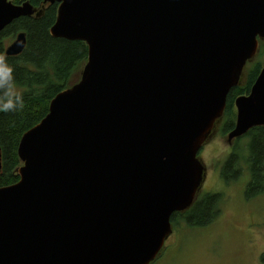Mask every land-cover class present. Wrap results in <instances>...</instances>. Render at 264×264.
<instances>
[{"label":"water","instance_id":"1","mask_svg":"<svg viewBox=\"0 0 264 264\" xmlns=\"http://www.w3.org/2000/svg\"><path fill=\"white\" fill-rule=\"evenodd\" d=\"M49 3L52 37L85 42L89 62L20 142L0 264H151L204 182L198 155L264 41V0ZM35 13L0 0V33ZM26 45L19 33L6 55ZM236 107L229 143L264 127V68Z\"/></svg>","mask_w":264,"mask_h":264},{"label":"trees","instance_id":"2","mask_svg":"<svg viewBox=\"0 0 264 264\" xmlns=\"http://www.w3.org/2000/svg\"><path fill=\"white\" fill-rule=\"evenodd\" d=\"M11 1L16 5L29 2L41 14L20 18L0 33V54L5 56L7 39H13L19 33H25L27 36V45L23 53L15 57L7 56L16 67V78L23 88L25 105L23 109L15 112L0 113V147L3 154L0 188L15 185L20 181L19 169L23 163L18 151L22 138L47 117L50 103L59 93L79 83L82 67L88 60V46L85 42L52 37L51 29L58 17L57 3L48 4L41 11V5L48 0ZM260 45L258 56H263L264 42L261 41ZM260 65L261 63H257L251 70L252 74L246 76L242 87L234 88L229 94L225 112L227 124L223 136L234 127L236 120L234 104L237 97L249 92L258 78L262 68ZM250 138L249 156L246 161L253 179L247 188L246 196L255 199L264 193V129L253 130ZM242 159L239 151L233 152L225 162L223 176L227 177L230 172L236 173L237 176ZM220 199L221 195L208 193L202 200L197 199L183 216L174 214L172 222L177 227L180 217H184L183 219L192 227L206 226L219 213L217 207ZM203 213L206 215V221L195 222L197 216ZM260 264H264V254L260 258Z\"/></svg>","mask_w":264,"mask_h":264},{"label":"rangeland","instance_id":"3","mask_svg":"<svg viewBox=\"0 0 264 264\" xmlns=\"http://www.w3.org/2000/svg\"><path fill=\"white\" fill-rule=\"evenodd\" d=\"M47 6L48 2H44L41 11ZM35 14L38 16L40 12L36 10ZM14 37L5 41L6 46L13 42ZM259 46L261 47L260 43ZM258 54L247 62L243 70L244 76L251 75V70L257 63H261V70L264 68V55ZM88 62L89 58L82 67L80 81L83 80ZM77 84L78 82L69 89ZM236 110L234 107L235 113ZM226 122H222L219 132L216 130L214 133V130L210 134L198 156L206 173L193 202L195 204L198 198L202 200L208 193L221 195L222 199L217 207L219 213L206 226L192 227L186 219L180 217V223L174 228V247L162 251V257L156 264H260V257L264 254V194L254 200L245 196L250 178L245 160L249 156L251 138L243 137L230 145L232 142L228 141V132L223 136ZM236 150L243 156V171H240L237 179L236 173L232 172L227 174V178L223 176L222 170L229 156ZM187 211L188 209L177 214L183 216ZM205 217L204 213L200 214L195 222L203 223L206 221ZM257 222L260 225H257Z\"/></svg>","mask_w":264,"mask_h":264},{"label":"clouds","instance_id":"4","mask_svg":"<svg viewBox=\"0 0 264 264\" xmlns=\"http://www.w3.org/2000/svg\"><path fill=\"white\" fill-rule=\"evenodd\" d=\"M25 105L22 86L16 78V67L0 54V113L15 112Z\"/></svg>","mask_w":264,"mask_h":264},{"label":"flooded vegetation","instance_id":"5","mask_svg":"<svg viewBox=\"0 0 264 264\" xmlns=\"http://www.w3.org/2000/svg\"><path fill=\"white\" fill-rule=\"evenodd\" d=\"M242 79H243V78H242ZM243 85H244V83H243L242 80H241V84H240L239 87H242ZM250 92H251V89L249 90V92L247 91V93L244 94L243 96H248V95L250 94ZM239 97H241V96H238L237 99H238ZM237 99H236V100H237ZM235 102H236V101H235ZM234 106H235V104H234ZM235 108H236V106H235ZM236 111H237V110H236ZM236 120H237V113H236ZM236 120H235V124H236ZM222 122H224V119L221 120V124L219 125L218 129H216L217 132L219 131V128L222 127ZM235 124H234V127H235ZM225 127H226V125L224 126L223 130H225ZM234 127H233L231 130H233ZM257 128H258V129H264V127H256V128H254V129L250 130V131H249L246 135H244L243 137H250V136H252V131L255 130V129H257ZM216 130H215V132H216ZM231 130L228 131L227 135L231 132ZM243 137H241V138H243ZM238 140H239V139H238ZM235 141H237V140H234L233 143H234ZM233 143H231L230 145H232ZM245 162L247 163L246 160H245ZM247 165H248V163H247ZM240 168H241V169L239 170L237 176H235L236 179H237V178L239 177V175L241 174L240 171H241V170L243 171V164H242V161H241V167H240ZM248 168H249L248 174H250V178H249V182H248V183H249L248 186H249L250 183L252 182L253 176L251 175V169H250L249 166H248ZM248 186L246 187V190H245V196H246V191H247ZM263 194H264V193H263ZM246 198H247V196H246ZM257 198H259V197H256L255 199H257ZM247 199H248V198H247ZM253 200H254V199H253ZM256 224H257V225H260L259 222H257ZM257 225H256V226H257ZM174 233H175V230L173 231V234L167 239L168 242L166 241L167 244H165V246H164V248H163L162 251H165L166 249L171 250V249L174 247V244H173V241H174ZM170 239H171V241H170ZM162 251H161V253L159 254L158 258L155 260V262H153L152 264H154V263L156 264V263L161 259V257H162Z\"/></svg>","mask_w":264,"mask_h":264}]
</instances>
